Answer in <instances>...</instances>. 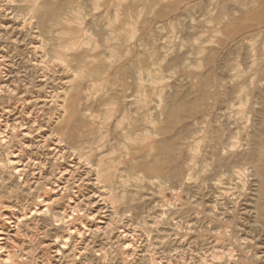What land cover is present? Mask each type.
Here are the masks:
<instances>
[{
	"label": "rangeland",
	"instance_id": "374dc122",
	"mask_svg": "<svg viewBox=\"0 0 264 264\" xmlns=\"http://www.w3.org/2000/svg\"><path fill=\"white\" fill-rule=\"evenodd\" d=\"M46 1L0 0V264H264V0H72L42 28ZM102 63L127 79L91 77ZM178 99L197 109L165 136L162 180L114 123L158 141Z\"/></svg>",
	"mask_w": 264,
	"mask_h": 264
},
{
	"label": "bare ground",
	"instance_id": "6f19581e",
	"mask_svg": "<svg viewBox=\"0 0 264 264\" xmlns=\"http://www.w3.org/2000/svg\"><path fill=\"white\" fill-rule=\"evenodd\" d=\"M72 0H62V1H60V0H58V1H56L54 4H50V2H45V3H43L42 4V7H41V9H40V11L38 12V19H39V25L42 27V28H44V27H46V25L48 24V22H50V21H52V20H55V21H58L59 19H60V14L64 11V10H67V9H69L70 8V6L72 5ZM77 12V11H76ZM83 15V14H82ZM261 15H262V13H261ZM257 17H260V16H257ZM264 17V16H263ZM261 18V17H260ZM261 20V19H260ZM72 23V22H71ZM221 26H223L222 24H221ZM258 28V27H257ZM248 29H250V27L248 28ZM253 30V29H252ZM247 31V30H246ZM246 31H243V32H246ZM240 33V32H239ZM247 33V32H246ZM238 34V33H237ZM236 35V34H235ZM229 36H232V35H229ZM233 37V36H232ZM247 36H245V38H246ZM220 38H222L223 39V37H220ZM228 38V37H227ZM230 38V37H229ZM248 38V37H247ZM221 39V40H222ZM226 40V39H225ZM228 40V39H227ZM230 40H231V38H230ZM238 40V39H237ZM242 40H244L243 38H242ZM86 41V40H85ZM249 41V40H248ZM241 42V41H240ZM229 43V42H228ZM250 43V42H249ZM220 44V43H219ZM237 44V43H236ZM223 45V43L221 42V44H220V46H222ZM225 45H227V44H225ZM253 45V44H252ZM251 45V46H252ZM200 46V45H199ZM199 46L197 47L198 48V51H199ZM219 46V45H218ZM251 46H249V47H251ZM231 48V47H230ZM229 48V49H230ZM252 48L254 49V47L252 46ZM255 50V49H254ZM232 51V50H231ZM251 51H253V50H251ZM235 53V52H234ZM229 54H231L230 52H229ZM198 55V54H197ZM231 57V56H230ZM253 57V56H252ZM114 58V57H113ZM103 59V58H102ZM102 59H100V61L102 60ZM99 61V60H98ZM107 61H109V60H107ZM254 61V60H253ZM101 62H103V61H101ZM100 62V63H101ZM114 62V61H113ZM237 63V62H236ZM238 64V63H237ZM236 64V65H237ZM235 65V64H234ZM239 65V64H238ZM237 65V66H238ZM113 66V65H112ZM123 66V65H122ZM120 66H118V68H119ZM111 68V66H110V64H106V63H102V64H100L99 65V67H97V68H94L93 69V72H92V75H91V77H96V78H102V76H104V74H108V75H112V76H115L116 74H118V73H121V76H122V81H124V77L126 78V72H125V70L124 69H122V71H118V69H117V66L115 65V68H114V66H113V70H111L110 69ZM123 68V67H122ZM236 68V67H235ZM81 70V69H80ZM248 70H249V68H248ZM234 72V71H233ZM77 74H80V75H83V70L82 71H79V73H77ZM74 75V74H73ZM90 75V74H89ZM236 75V74H235ZM238 75V74H237ZM236 75V76H237ZM211 76V75H210ZM209 76V77H210ZM242 76V75H241ZM244 76V75H243ZM81 77V76H80ZM117 77V76H116ZM127 79V78H126ZM125 79V80H126ZM206 79H207V77H206ZM211 79V78H210ZM115 80V79H114ZM113 81V80H112ZM249 81V80H248ZM112 83V82H111ZM114 84V83H113ZM123 84H125V82L123 83ZM127 84V83H126ZM112 85V84H111ZM127 86V85H126ZM138 86V85H137ZM243 84H238V88H243ZM235 87V86H234ZM125 88V87H124ZM77 89H78V87H77ZM123 89V88H122ZM236 89V88H235ZM124 90V89H123ZM122 90V91H123ZM245 90H246V88H245ZM113 91V90H112ZM118 91V90H117ZM240 91H241V89H240ZM119 92H121V91H119ZM77 93V92H76ZM123 93V92H122ZM241 93V92H240ZM96 94V93H95ZM243 94V93H242ZM261 94V93H260ZM259 94V95H260ZM94 95V94H93ZM230 95V94H229ZM231 95H233V94H231ZM238 95H240V94H238ZM248 95V94H247ZM119 96V95H118ZM123 96V95H122ZM221 96V95H220ZM244 96H246L245 94H244ZM243 96V97H244ZM107 97V98H106ZM105 98H102V99H100V101L105 105H107V109L105 110V115H104V120H106V122L108 121V120H110L113 116H114V114H115V112H118V110L114 107L115 106V104H116V99H115V96H114V94H109V96H106ZM120 97V96H119ZM199 97H200V95H199ZM204 97V94H201V98H203ZM231 97V96H230ZM79 99V98H78ZM181 99V98H180ZM180 99H178L179 101L175 104V105H173V106H171L166 112H165V117L163 118V121H162V124L161 125H159L157 128H156V131H155V134H159V135H161L163 138L161 139V137H160V139L158 140V141H153V140H151L149 137H150V135H151V133H153V132H151V133H149L150 132V130H149V132L148 131H146L141 137L139 136L138 138H136V137H133V133H134V129H135V127L138 125H136V119L134 120L133 118H131L130 116H129V118H128V116H127V119H129L128 120V123H127V125H124V126H122L121 125V123H122V119L123 118H125L124 116V114H122V115H124L123 117H122V115H121V112H120V118H116V120H118V121H114L115 123H114V125H115V127L116 128H119V129H117V130H120L119 131V133L122 135V138H124V139H127L128 141H127V144H126V148H127V151H128V153L129 154H132L133 153V150H135V148H136V146L137 147H141V146H143V148H145V149H150V150H153V153H152V155H151V160H150V164L149 165H144V163L141 165V163L139 164L143 169H145V170H150V171H152L153 173H155L156 174V176H158L160 179L162 178V180H163V178H170V173L172 172L173 173V171H171L170 172V170H169V167H170V165L171 164H174V163H172L174 160H173V156H172V154H171V151H173L172 149H174L173 147H174V145H175V143L173 144L171 141V139H169V138H165V136H166V134L169 132V130H170V126L173 124V123H176V121L178 120L179 121V119L181 118V116H180V114H183V113H187V111H195V109H197L195 106H196V103H193V102H189V101H182V100H180ZM184 99V98H183ZM235 99H236V97H235ZM242 99V98H241ZM219 100H221V99H219ZM229 100V99H228ZM239 100H240V98H239ZM243 100H244V98H243ZM225 101H226V99H225ZM174 102H175V100H174ZM211 102V101H210ZM218 102H220V101H218ZM234 102V101H233ZM236 102V101H235ZM234 102V103H235ZM216 103V102H215ZM238 103V102H237ZM119 104V103H118ZM208 104V103H207ZM229 104V103H228ZM227 104V105H228ZM233 104V103H232ZM241 104H243V102L240 100V103H239V105H241ZM72 105V104H71ZM171 105V104H170ZM209 105H210V103H209ZM220 105V104H219ZM264 105V104H263ZM229 107V106H228ZM227 107V108H228ZM76 108V107H75ZM119 108V107H118ZM105 109V108H104ZM123 109V108H122ZM121 109V110H122ZM183 109V113H182V110ZM223 108H221V110H222ZM218 110V109H217ZM227 110H229V109H227ZM226 110V111H227ZM261 110H262V107H261ZM261 110H260V112H261ZM119 111H120V109H119ZM225 111V112H226ZM234 111V110H233ZM217 112V111H216ZM262 112H264V111H262ZM261 112V113H262ZM199 113V112H198ZM134 114V113H133ZM140 114H143V113H140ZM188 114V113H187ZM226 114H227V112H226ZM76 116H77V114H75ZM75 115H74V117H75ZM129 115V114H128ZM144 115V114H143ZM142 115V116H143ZM184 115V114H183ZM210 115V114H209ZM213 115V114H212ZM212 115H211V117H212ZM118 116V115H117ZM133 116V115H132ZM136 116H137V114H136ZM135 116V117H136ZM141 116V117H142ZM162 116V115H161ZM227 116V115H226ZM73 117V118H74ZM140 117V116H139ZM139 117H136V118H139ZM213 117H214V115H213ZM261 117H264V116H261ZM184 118H185V116H184ZM232 118H233V116H232ZM235 118H236V116H235ZM234 118V119H235ZM239 118V117H238ZM141 119H144L145 120V118H141ZM147 119V118H146ZM197 119V118H196ZM205 119V118H204ZM215 119H216V117H215ZM248 119V118H247ZM79 120H81V117H80V119ZM78 120V121H79ZM162 120V119H161ZM185 120V119H184ZM184 120H180V122H183ZM198 120V119H197ZM203 120V119H202ZM212 120V119H211ZM218 120H220L219 118H218ZM68 121H70V120H68ZM206 121V120H205ZM215 121V120H214ZM264 121V120H263ZM262 121V122H263ZM67 122V121H66ZM102 122V121H101ZM105 122V123H106ZM109 122V121H108ZM145 122H148V121H145ZM153 122V121H152ZM201 122V121H200ZM229 122V121H228ZM235 122H236V120H235ZM103 123V122H102ZM138 123V122H137ZM140 123V122H139ZM224 123V122H223ZM64 124V123H63ZM77 124H79V123H77ZM100 124V123H99ZM215 124H217V122L215 123ZM227 124V123H226ZM233 124H235L234 123V121H233ZM241 124V123H240ZM264 124V123H263ZM66 125H70V124H66ZM71 125H73V124H71ZM105 125V124H104ZM146 125H147V123H146ZM150 125V124H149ZM176 125H178V123L176 124ZM211 125V124H210ZM228 125V124H227ZM260 125H262V124H260ZM80 126H81V124H80ZM103 126V125H102ZM141 126V125H140ZM139 126V127H140ZM174 126V125H173ZM172 126V127H173ZM217 126V125H216ZM225 126V125H224ZM229 126V125H228ZM236 126H238L237 124H236ZM65 127V126H64ZM70 127H72L73 128V126H70ZM106 127V126H105ZM108 127V126H107ZM142 127V126H141ZM153 127V124H152V126L150 127V128H152ZM221 127V126H220ZM235 127V126H234ZM233 127V128H234ZM240 127V126H239ZM255 127H257V126H255ZM62 128V127H61ZM67 128V127H66ZM77 128V127H76ZM219 127H217V129H218ZM225 128H226V126H225ZM228 128V127H227ZM233 128H231V130L233 129ZM259 128V127H258ZM71 129V128H70ZM153 129H154V127H153ZM187 129H188V127H187ZM208 129V128H207ZM260 129V128H259ZM75 130V129H74ZM114 130V129H113ZM137 130H140V129H137ZM175 130V129H174ZM196 130H198L199 131V129H196ZM219 130V129H218ZM225 130V129H224ZM241 130H243V129H241ZM78 131V130H77ZM84 131V130H83ZM142 131V130H141ZM152 131H154V130H152ZM194 131V130H193ZM209 131V130H208ZM212 131V130H211ZM238 131H239V129H238ZM257 131V130H256ZM255 131V132H256ZM71 132V131H70ZM75 132V131H74ZM196 132V131H195ZM206 132V131H205ZM214 132V131H213ZM67 133H69V132H67ZM117 133V132H116ZM189 133V132H188ZM221 133V132H220ZM259 133V132H258ZM264 133V132H263ZM64 134H66V133H64ZM82 134H85V133H82ZM175 134H177L176 132H175ZM183 134H185V133H183ZM230 133H228V135H229ZM232 134V133H231ZM241 134V133H240ZM239 134V135H240ZM252 134H253V132H252ZM259 134H262V133H259ZM68 135V134H67ZM70 135V134H69ZM75 135V134H74ZM152 135H154V134H152ZM168 135H169V133H168ZM173 135V134H172ZM179 135V134H178ZM182 135V134H181ZM180 135V136H181ZM207 135V134H206ZM214 135V134H213ZM227 135V137L229 138V136ZM236 135V134H235ZM255 135V134H254ZM71 136V135H70ZM69 136V137H70ZM75 136H77V135H75ZM158 136V135H157ZM175 136V135H174ZM189 136H190V134H189ZM234 136V135H233ZM238 136V135H237ZM258 136H261V135H258ZM86 137V136H85ZM183 137V136H182ZM202 137H203V135H202ZM206 137V136H205ZM226 137V138H227ZM231 137V136H230ZM72 138V137H71ZM77 138V137H76ZM75 137L73 138V139H76ZM159 138V137H158ZM174 138V137H173ZM177 138V137H176ZM212 138V137H211ZM240 138V136L238 137V139ZM253 138V137H252ZM251 138V139H252ZM69 140H70V138H68ZM79 139V138H78ZM117 139H119V137L117 138ZM198 139V138H197ZM205 139V138H204ZM206 139H207V137H206ZM210 139V138H209ZM264 139V138H263ZM80 140V139H79ZM87 140V139H86ZM143 140H147L145 143H143ZM157 140V139H156ZM171 140V141H170ZM174 140H175V138H174ZM173 140V141H174ZM224 140V139H223ZM226 141H227V139H225ZM236 140V139H235ZM240 140V139H239ZM254 141H255V139H253ZM206 141V140H205ZM221 141V139H220V134L219 133H216L214 136H213V138L211 139V140H209L208 142H207V145H208V148H210V151H212V152H214L215 153V151H216V149L217 150H219V152H220V149H218L217 147L219 146V145H221L222 143L220 142ZM225 142V141H224ZM237 142V141H236ZM255 143H259V142H255ZM227 144V143H226ZM247 144H248V142H247ZM203 145V144H202ZM225 145V144H224ZM230 145V144H229ZM203 146H205V145H203ZM256 146V145H255ZM200 146L198 145V148H199ZM258 147V146H257ZM203 148V147H202ZM249 148H251V147H249ZM203 149H205V148H203ZM137 150V149H136ZM141 150V149H140ZM233 150V149H232ZM127 151H126V153H127ZM144 151V150H143ZM146 151V150H145ZM227 151H228V149H227ZM248 151V150H247ZM257 151V150H256ZM211 152V153H212ZM233 152V151H232ZM143 153V152H142ZM173 153H175V151L173 152ZM221 153V152H220ZM235 153V152H234ZM252 153L253 152H251V155H252ZM146 154H148V153H146ZM141 156L142 154L141 153H139L138 154V156ZM145 155V154H144ZM210 155V154H209ZM212 155H214V154H212ZM219 155V154H218ZM174 156H176V155H174ZM178 156V155H177ZM217 156V155H216ZM222 156V155H221ZM247 156V155H246ZM255 156V155H254ZM237 157V156H236ZM135 158V157H134ZM141 158L143 159V158H145V157H143V156H141ZM146 158H148V157H146ZM213 158H214V156H213ZM131 159V158H130ZM178 159V158H177ZM218 159V158H217ZM258 159V158H257ZM256 159V160H257ZM260 159V158H259ZM264 160V156H263V158H261V160ZM243 160V159H242ZM249 160V159H248ZM263 160H262V162H263ZM9 161H11V160H9ZM103 160H102V158H100L99 160H98V163H97V172H99L98 173V177L99 178H102V174L103 175H108L109 176V173H110V171H109V169H110V167H108V168H106V169H104L103 167H102V164H103V162H102ZM135 161H136V158H135ZM134 161V162H135ZM179 161V160H178ZM229 161V160H228ZM12 162V161H11ZM131 163L132 164V166H134V164L135 163ZM141 162V161H140ZM257 162V161H256ZM114 163V162H113ZM225 162H223V164H224ZM229 163V162H228ZM232 163H234V165H235V162H232ZM251 163H253V161L251 162ZM222 164V165H223ZM139 165H137L136 164V166H134V168L135 167H139ZM131 166V167H132ZM219 165H218V161H217V167H218ZM221 166V165H220ZM137 167V168H138ZM140 167V168H141ZM179 167H181L180 165H179ZM231 167V166H230ZM255 167H256V165H255ZM254 167V168H255ZM261 167H264V165H262V166H260V168ZM133 168V169H134ZM232 168V167H231ZM230 168V169H231ZM260 168H258V170L260 169ZM14 169V168H13ZM17 169V168H16ZM15 169V170H16ZM132 169V168H131ZM175 169V168H174ZM221 169H222V167H221ZM229 169V168H228ZM145 170H143V171H145ZM172 170V169H171ZM182 170V169H181ZM180 170V171H181ZM218 171H220L219 169H217ZM17 171V170H16ZM115 171V170H114ZM179 171V172H180ZM217 171V172H218ZM254 171H257V170H255L254 169ZM260 171V170H259ZM146 172V171H145ZM176 173L177 172H175V175H176ZM101 174V175H100ZM149 174H150V172H149ZM261 174V173H260ZM264 174V173H263ZM262 174V175H263ZM96 175V174H95ZM181 175V174H180ZM255 175H257V174H255ZM261 176V175H260ZM107 177V176H106ZM178 177V176H177ZM258 177V176H257ZM168 178V179H169ZM264 178V177H263ZM260 179H261V177H260ZM259 179V180H260ZM100 180V179H99ZM166 180V179H165ZM101 181V180H100ZM106 181V180H105ZM264 181V180H263ZM261 206V205H260ZM261 207H263V206H261ZM47 208H48V205H46V208H44L43 210H39V208H34V210H33V212L34 213H43L44 211H47ZM258 209V208H257ZM263 209V208H262ZM261 209V211L262 212H264L263 210ZM260 211V212H261ZM10 214H12V215H15V213L13 214L12 212H9ZM5 215V214H4ZM262 216V215H261ZM17 217V216H16ZM11 217L9 216V217H7V219H10ZM17 219V218H16ZM56 220V219H55ZM17 223H19L20 222V220H18L17 219ZM18 227V226H17ZM3 233H2V231L0 230V240L1 239H3L2 238V235ZM1 248H2V250H5V248H3V246H1ZM6 255H5V258L2 260V264H8L9 263V261L11 262V260L12 261H14L13 260V255H12V253L10 252V251H6V253H5ZM22 257V256H21Z\"/></svg>",
	"mask_w": 264,
	"mask_h": 264
}]
</instances>
